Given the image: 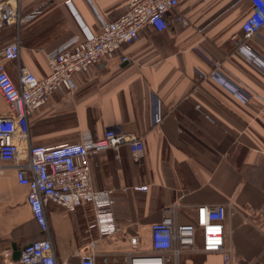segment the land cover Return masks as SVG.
<instances>
[{
	"label": "crops",
	"instance_id": "obj_1",
	"mask_svg": "<svg viewBox=\"0 0 264 264\" xmlns=\"http://www.w3.org/2000/svg\"><path fill=\"white\" fill-rule=\"evenodd\" d=\"M131 0H21L23 12L47 8L20 29L21 62L39 79L49 73L48 52L73 38L86 40L114 20ZM188 27L144 29L139 39L112 59L73 77L71 91H59L30 118V143L55 146L84 134L101 139L109 129L144 140L145 156L134 162L127 145L109 149L92 162L98 191L114 190L112 208L122 233L103 236L96 209L76 212L50 203L44 232L27 202L28 188L14 171L0 176V264L3 253L38 240L52 241L58 264H79L95 252L96 264H127L135 250L151 251V229L178 206L177 221H195L199 206L226 205L227 239L234 264H264V32L250 45L232 40L252 11L250 0H180ZM15 27L0 28V48L12 42ZM123 56L128 62H121ZM249 94L245 99L209 75L212 61ZM6 67L18 81L17 61ZM159 102L162 122L154 119ZM201 106V110L196 108ZM0 94V115L8 113ZM149 186L148 191L134 188ZM127 188V190H124ZM139 240L136 249L131 238ZM108 258L105 263L103 258ZM175 263V262H174ZM178 264H223L219 253L184 254Z\"/></svg>",
	"mask_w": 264,
	"mask_h": 264
},
{
	"label": "built area",
	"instance_id": "obj_2",
	"mask_svg": "<svg viewBox=\"0 0 264 264\" xmlns=\"http://www.w3.org/2000/svg\"><path fill=\"white\" fill-rule=\"evenodd\" d=\"M21 0H0V28L15 27V39L0 48V94L8 113L0 115V176L14 171L20 185L28 188L27 202L32 215L44 232H49L46 206L58 204L69 212H76L84 204L91 203L96 209L97 227L103 236L122 233L115 223L112 208L117 204L114 190L98 191L92 179V162L105 150L117 153L123 145L129 146L134 162L145 156L144 140L133 134L106 131L101 139L94 140L82 135L76 142L55 146L30 143V118L51 101L56 92L73 89V77L89 72L93 67L115 57L122 48L136 42L141 32L151 27L157 32L168 28V18L177 30L188 27L187 19L178 11L180 0H131L117 18L101 24L99 33L86 40L73 38L48 52L50 73L39 79L21 62V27L37 18L49 3L29 12H23ZM252 11L242 23V32L232 40L237 48L250 45L254 37L264 32V0H250ZM17 61L18 81L9 74L6 62ZM129 61L123 56L121 62ZM209 75L200 73L202 79L212 78L231 88L245 99L247 92L226 72L221 61H212ZM158 113L154 123L162 122L159 102L154 101ZM196 108L201 110V106ZM149 186H139L137 191H148ZM124 190H127L125 188ZM229 208L226 205L199 206L195 221L182 224L177 221L178 206L166 209V217L151 229V251L135 250L127 257V264H178L184 254L219 253L223 264H234V249L227 239L226 220ZM136 249L137 237L131 238ZM3 264H58L50 239L34 241L21 251L18 261L11 258L10 250L3 253ZM97 255L92 252L79 264H96ZM105 263L108 258H103ZM175 262V263H174Z\"/></svg>",
	"mask_w": 264,
	"mask_h": 264
},
{
	"label": "water",
	"instance_id": "obj_3",
	"mask_svg": "<svg viewBox=\"0 0 264 264\" xmlns=\"http://www.w3.org/2000/svg\"><path fill=\"white\" fill-rule=\"evenodd\" d=\"M21 252H16L15 260L18 261L20 259Z\"/></svg>",
	"mask_w": 264,
	"mask_h": 264
}]
</instances>
